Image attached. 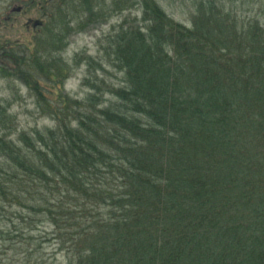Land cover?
Here are the masks:
<instances>
[{"label":"trees","instance_id":"16d2710c","mask_svg":"<svg viewBox=\"0 0 264 264\" xmlns=\"http://www.w3.org/2000/svg\"><path fill=\"white\" fill-rule=\"evenodd\" d=\"M107 1L28 0L44 18L30 46H0V74L56 123L13 133L0 103V241L50 238L63 264H264V0L263 18L196 0L191 26L158 0H112L141 17L113 27L72 98L67 37Z\"/></svg>","mask_w":264,"mask_h":264},{"label":"rangeland","instance_id":"374dc122","mask_svg":"<svg viewBox=\"0 0 264 264\" xmlns=\"http://www.w3.org/2000/svg\"><path fill=\"white\" fill-rule=\"evenodd\" d=\"M158 1L171 17L191 26V15L194 12L193 5L196 0ZM235 1L242 14L244 13L247 17L259 14V18H263V0ZM113 9L115 6L112 5V0H108L105 6L107 14L104 19L89 22L87 16L83 17V21L87 25L85 29L77 27L79 19L74 22L75 30L68 35L66 49L62 54L63 59L71 67L69 78L62 86L59 84L58 88L62 93L75 99L85 100L91 93V87L83 84L89 68L86 59L92 58L97 62L101 60L104 62L108 48L106 37L113 27L122 23L134 24L141 17L136 6L125 7L122 11ZM36 21H44L43 15L37 6L28 5V0H0V46L9 44L29 47L32 34L37 30L34 27ZM9 65L14 69L13 63ZM106 67V72H102L96 66L90 67V69L92 73H97L100 79L103 78L107 85L116 83L120 77L116 79L115 70L110 66ZM46 88L47 95L52 93L54 98H58V88L57 90L49 86ZM104 100L107 102L111 100L109 94L105 96ZM0 103L9 107V112L14 120L13 133L17 130L31 131L36 128L42 130L56 126V123L50 118L48 108L42 103L38 94L30 90L24 79L18 75L0 74ZM35 239V242L30 241V238H14L13 241L4 243L0 241V264L64 263L63 253L58 251L54 241L50 238Z\"/></svg>","mask_w":264,"mask_h":264}]
</instances>
